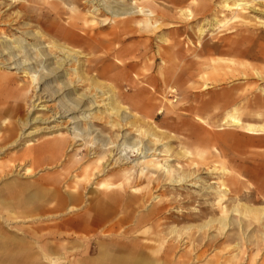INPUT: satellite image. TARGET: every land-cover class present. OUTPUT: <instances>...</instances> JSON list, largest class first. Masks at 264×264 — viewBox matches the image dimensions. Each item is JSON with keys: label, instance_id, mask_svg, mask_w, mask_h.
<instances>
[{"label": "rangeland", "instance_id": "374dc122", "mask_svg": "<svg viewBox=\"0 0 264 264\" xmlns=\"http://www.w3.org/2000/svg\"><path fill=\"white\" fill-rule=\"evenodd\" d=\"M137 1L138 6L152 12L159 23L158 30L140 28L136 24L141 19L139 15L112 19L93 0H0V22L13 24L0 27V33L5 31L11 38H20L16 29L42 33L44 44L66 49L77 58L76 63L64 68L77 69V75L62 78L76 89L73 97L79 100V95H95L100 91L102 96H98V104H106V98L111 95L114 99L112 107L122 110V113L126 111L131 116L125 128V123L117 117L120 113L113 115L102 107V114L94 115L92 119L94 133L86 146L82 147V143L77 142L64 155L42 157L38 161L28 159L26 167L22 164L19 168L21 163L18 159L23 157L26 150L53 140L48 136L50 132L32 134L30 138L22 137L21 140V132L31 130L34 126L38 130L56 126V122L61 120L42 122L57 110V106H50L51 114L38 109L29 110L32 97L25 99L24 106L18 100L16 90L27 80L15 72H1L11 76L3 88L0 87V113L9 110L10 115L4 117L8 121L7 127L15 129L12 141L17 139V144H4L7 134L0 139V171L5 173L1 175L0 190H3L4 182L10 181L43 184L42 190L38 191V201L32 203L33 208L39 207L38 211L33 214L32 210L26 211L30 219H15L12 215L8 217L5 211H0V215L3 213L7 220H0L3 226L0 231L4 237L6 234L9 236V249L5 250L8 253L15 244L26 242L25 239L28 240L31 233L36 232L34 224L39 222L50 227L46 233L40 234L43 235L41 242L44 246L47 243L56 245L57 242L53 243L54 236H60L58 240L61 237H84L93 243L94 248L97 239L98 242L102 241L104 248L114 251V248L123 245L129 251L133 250L152 260H168L170 264H206L215 255L231 260L239 251L236 248L243 244V239L236 227L227 226V231H222L220 226L226 223L250 224L247 236L254 234L256 238L264 234V212L255 218L252 215L244 218L240 214L229 213L225 219L220 217L219 210L215 208V196L211 194L213 189L220 186L217 185L220 180L227 183L226 186L232 191L231 199L226 204L230 211L238 198L241 204L264 210V135L256 136L243 130L227 128L218 130L225 116L224 111L228 109V101L238 103L237 117L244 124L256 118L264 121V109H259L258 113L252 111L254 104L264 103L256 99L257 88H264V80L255 76L256 70L264 71V0L255 1L253 10L246 11L248 23L239 25L230 34L226 30L231 25L214 29L212 25L203 26L220 12L223 0H196V3L194 0ZM102 4L124 5L127 8L131 0H104ZM187 10L193 15L191 20L184 19L182 13ZM25 24L28 27H24ZM202 26L204 33L200 35L198 28ZM229 48L248 51V55L240 57L239 53H230ZM62 53L55 50L58 62ZM53 63L56 64L55 61ZM243 71L244 75L241 74ZM204 85L210 88L202 90ZM228 91H231L229 96H235L224 100L226 108L221 106L224 103H220L216 110L207 108L196 111L191 108L203 107L211 96ZM170 102L176 111L158 114L165 106L170 108ZM24 116L31 119L38 117L41 124L30 123L34 126L22 129L18 119ZM196 117L209 125L199 124ZM183 121L194 128H203L202 133L196 136L197 141ZM178 124L180 128L176 127ZM59 125L58 131L66 133L63 126L60 128ZM228 132H233L234 136L222 138L221 135ZM146 133H154L161 139L173 156V161L167 162L169 167L176 169L180 166L188 175H193V182L198 184L196 188L169 186L167 178L171 177H162L148 185L145 179L138 178L135 169L131 189H107V184H120V168L127 169L132 165L110 168L112 156L108 155L114 154L113 148L105 152L106 160L99 164L97 154L101 151L100 144L116 145L122 134L148 144L151 139ZM182 146L191 151L190 156L181 153ZM134 155H129V162L135 159ZM193 164L195 166L192 167ZM23 166L29 167L33 175L24 177L21 171ZM212 169L218 170L214 171L216 175L209 172ZM102 183L104 186L101 187ZM132 188L136 191L132 192ZM24 191L13 199L24 194ZM69 197H73L74 201ZM211 207L215 208L214 213L208 211L203 218L196 217L204 208ZM54 224H59V228L53 229ZM259 245V251H254L257 256L255 264H264V242ZM204 250L207 251L204 261L194 260V256ZM246 253L249 254V251ZM0 257L3 259L0 262L2 264L9 255L1 253ZM77 259H83V254L78 255ZM226 260L218 262L222 264ZM73 262L68 260V264H75ZM235 264L245 262L236 261Z\"/></svg>", "mask_w": 264, "mask_h": 264}, {"label": "bare ground", "instance_id": "6f19581e", "mask_svg": "<svg viewBox=\"0 0 264 264\" xmlns=\"http://www.w3.org/2000/svg\"><path fill=\"white\" fill-rule=\"evenodd\" d=\"M55 1H60V0H55ZM93 1L95 4L96 3L98 4V7H101V8L103 7L102 10L105 11V13L108 16H110V18L112 19H124L130 16H133V15H139L141 16V19L138 20L136 24L140 28L158 30L157 27L159 23L154 19L152 12L138 6L139 1L137 0H131V4L127 8H124L125 7L124 5L123 7H121L120 5L107 6L105 4H102L104 0H93ZM255 1L258 2L259 0H248V1L247 0H223L220 5V12L216 14L212 19H210L211 20L210 22L205 21L206 23H203L204 24L203 26L212 25V29H214V28H224V27L227 28L226 26L231 25V27L227 28L226 31L228 32V34L234 33V30L236 27L242 24L246 25L248 23L246 11L253 10L252 4ZM193 2L196 3V0H194ZM182 14L185 15L184 19L186 20H191L193 17L190 10H187L185 13H182ZM12 25H13L12 23L5 24V23L0 22V27H9ZM169 26L172 27L173 25H169ZM203 26L198 28V32L200 35H203L204 33ZM24 27H28V25L25 24ZM16 32L17 34L20 35V38H11L9 36L10 34L8 35L5 31L3 33H0V80H4L6 78L7 80H9L10 78L8 77L11 76V75H3L4 73H1V72H15V74H21V78L26 79L27 81H24L25 83H23L20 86V88L18 87L16 88L17 93L19 94L18 100H20L24 104V106H26L25 99L26 100L29 98L31 99L32 97V102L29 105V110L32 109L33 111V110L38 109L40 111L41 110L46 111V113L50 112L49 111L50 106L56 105L57 110L55 111V109L53 108L55 112L52 114L50 112L51 114L50 117L42 120V122H46V121L52 122V121H56L57 119H59L61 120V122H56V123L58 125L61 124V126L59 125V127L61 128L63 126L62 128H64V130L67 131L66 133L59 132L58 125L56 126L53 125L51 127H46V128H42L38 130L36 129L34 125L30 124V123L36 124V122L41 124V120L38 117H34L31 119L30 117L27 118V116H24L22 118H19L18 124L20 125V128L23 129L26 126H34L33 128H31V130L27 129V131L29 132L27 131L21 132L20 134L21 136L19 137L20 139L22 137L30 138L34 134L37 135V134H40L41 132H50L48 136H51V139H53L46 145H42L37 148L26 150L23 153V157L18 159V162L21 163V165H19V168L22 166V164L26 167V161L28 159L38 161L42 157L49 158V157H54L58 155L59 156L64 155L63 153H66L72 150L74 147V143H77V142H81L82 147L86 146L89 143V141L92 139V134L94 133V130L91 127V124L93 123L92 119H94V115L102 114L100 112V109L102 107H104V110L106 112L109 111L110 114L118 115L120 113V115L117 117L120 118V121L123 124L125 123L124 125L126 128V124H127L126 122H129L128 119H130L131 116H129L128 113L124 110H123L124 112L122 113L121 112L122 110L120 111L118 109H115L116 107L115 108L112 107L114 99L111 97V95L106 98L107 103L102 106L98 104L96 101L97 98H100L98 96L100 95L102 96V93L100 91H97L95 95H92V94L79 95L80 97L79 100L73 97V94L75 93L76 89H74V87L68 84L66 81L62 80V78H69L70 76L77 75V69L75 68H70L68 70L64 69L65 66H68L69 64L77 62V58L73 56L70 51L66 49H61L59 47H56L55 45L44 44L43 42L44 36L40 32H35V31L33 32L28 29L27 30L19 29V31L16 29ZM54 49L60 53L63 52L62 58L58 56L60 58L59 62L57 61V58L55 57L56 54H55ZM64 51H67V52L64 53ZM229 52L239 53V56L240 57L243 56V58L246 55H248V51H245V52L239 51L238 48H235L233 50L229 48ZM117 56H119L118 53H117ZM53 61H55L56 64H54ZM262 61H264V58H262ZM88 64L89 63H87V65ZM241 74L244 75L245 72L243 71V73ZM255 76L260 80H264V71L256 70ZM41 87L43 89H41ZM202 88H203L202 90H207L210 87L204 85L202 86ZM234 90H236V88H234ZM257 91H258V97H256V99L264 102V88L258 87ZM33 92H35V94H32ZM230 92L231 91L224 92L223 94H220V95H213L207 102H205V105L203 107H200V108L191 107V108L196 111H202L203 109H207V108H213L214 110H216L217 106H219L220 103H224L221 106L226 108L225 101L228 98L231 99L232 97L235 96V95L229 96ZM171 93H173L172 90H171ZM103 101H105V99ZM228 102H229L228 109L224 111L225 116L223 120L220 122L221 124L218 126V130L227 128L229 130H243V131H246L248 134L256 135V136L264 135V121H260L258 118H256L253 121H250L244 124L237 117V114L239 113L238 103L232 104L231 101H228ZM171 103L172 102H170V104ZM175 108L176 107L173 104H171L170 108L165 106L164 109L162 108L163 110L158 111V114H162L163 111L164 112L168 111V113H173L176 111ZM261 108L264 109V103L260 105L254 104V107H252V111L254 113H258L260 112L259 109ZM195 120L199 122V124L201 125H204V126L209 125L204 120L198 117H196ZM0 121H2L0 122L1 123L0 139L2 138L3 135L5 136L7 134L4 137L3 143L6 144L8 142V145L10 146L17 144V139L16 141L14 140L12 141L13 139L12 134L15 133V129L7 127L6 123L8 121L4 116L0 118ZM183 122H184V125H187L188 127H190V130L192 131V135L193 137H195V140H196V136H198V133L199 134L202 133L203 128L200 126L194 128L190 126L186 121H183ZM176 127L180 128V125L178 124ZM8 132H10L11 134H8ZM146 134L151 139V141L148 142V144H143L142 142H138L137 140H134L133 138H129L127 134H122V135L120 134L121 136L116 145H113L112 143H109V144L101 143L100 144L101 151L100 153L97 154V160L99 164H103L105 162L106 157H107L105 152L107 150H110V148H113L114 154L112 153L109 154L108 152L109 154L108 156H112V160L110 161L112 164L111 163L109 164L110 168L122 167V166H125L126 164L132 165L131 167L127 169L120 168V171H119V174H120L119 177L121 178L120 184L118 185L107 184V189L109 191L111 190L115 191V189L118 191V188H122L123 190V187H127L131 189L132 184H134L132 183V181L134 180V170L135 169H137L138 178L145 179L148 185H150L152 182L156 181L157 179H161L162 177H171L170 179L167 178L168 180L167 185L169 186H174V187L188 186V187L196 188L198 184H196V182H193L194 179L191 178L193 177V175L191 176L188 175V173H186L180 166H177V167L175 166L176 169L171 168V166L169 167L167 162H172L173 156L170 153V149L167 148L166 145H164V143H162L161 139L158 138L154 133H146ZM221 136L222 138H231L232 136H234V133L228 132ZM239 136L240 135L238 134V137ZM28 142L30 144L29 140ZM77 147H80V146H77ZM159 147L161 149H159ZM181 151L183 155L185 154V156H190L191 151L189 152V149H187L185 146H182ZM89 154H90V151H89ZM129 155L131 156L134 155L133 157H135V159L129 162L130 160ZM162 157H164L163 160H161ZM35 164H36V161H35ZM24 166L21 169V171H23V176L29 177L30 174H32L33 172H31L32 170L30 171L29 167L24 168ZM193 166L195 165L193 164L192 167ZM96 169H98V163L96 164ZM214 171H218V170L212 169L209 172L215 173L214 175H216V172ZM174 172H177V174H174ZM223 172L224 170H222V174ZM1 175H5L3 170L0 171V179L3 178ZM220 182L221 181L219 180V182L217 183V185H220V186L213 189L211 192V194L215 196V201H214L215 208L219 210L220 217L225 218L226 216H228L229 213L231 214L236 213V214H240L239 215L240 217L243 216L245 218V217H249L250 215H252L255 218L260 213L264 212V210L253 208L246 204H241L240 198L236 200V204H234L233 208L230 211L226 204L231 199L230 193L232 191L230 188H228L229 186H226L227 183L225 184L224 182H221V183ZM211 184L215 185L216 182H212ZM100 186L102 187L104 186V184L102 183ZM22 190H26V187L24 184H18L15 182H6V183L4 182L3 191L0 192V211L6 210L7 214H13V213H10L12 212V210H9L8 208L9 205L11 204L10 203L11 201L9 199L10 198L13 199V197L19 192H22ZM134 191L136 190L132 188V192ZM244 192H247V190ZM244 197L246 196L244 195ZM115 199L116 201L118 200L117 198ZM132 199L135 201L140 200V198H132ZM213 208L214 207H211L208 209L204 208L201 212L196 214V217L199 219L203 218L205 215L208 214V211L214 213L215 208L214 209ZM223 218H221V220ZM0 220L5 221V222L7 221L4 218L3 213L0 215ZM4 225H6L7 228L10 227L9 224H4ZM227 226L228 228L230 226L236 227V229L240 233L239 235L243 239L242 241L243 244L242 245L240 244V246L236 248L239 251L235 253L234 257L231 260H229L228 257H222V256L215 255V257L211 260H208L206 264H220L218 262L219 260H221L222 262V260H226V259L227 260L224 261L222 264H235L236 261H238V263L245 262V264H255V261H256L255 257L257 256L254 254V251L256 252L259 251L260 242L261 243L264 242V234H261L259 237H256V238L254 237V234L253 236H247L246 232L248 231L250 224L242 225L238 223L237 224H231V223L227 224L226 223V225L224 224L220 226L222 228L220 229L222 231L223 230L225 231ZM2 228L3 226L2 224H0V229ZM35 231H36L35 233L34 232L31 233L30 237L28 238L26 242H23L20 245L15 244V247L9 253L8 251H5L8 248L9 243H10L9 236L6 234V237H4L0 231V254L3 253V255H7V254L9 255V257L2 264H68V260L75 261L73 262L75 264H170L168 260H163V261H159L158 259L152 260L150 259V257L143 256L142 254H138L134 252L133 250L129 251L128 248H125V246L123 245L119 248H114V251H113V250H110L109 248H104V246L97 245V244H95V248H94L92 247L93 243L91 241L89 242L79 241L78 239H77L78 243L81 244V248H80L81 252L72 253L71 255H68L69 257L62 255L63 258H61L62 256L60 255V253L56 252L59 249V246L57 244L53 246L49 245V243H47L46 246L42 244L41 237L43 235L41 236L40 234H42L43 231H45L44 227L39 224L35 225ZM64 244L65 245L63 246V248H65L67 251H70V253L75 250L74 244L70 242H67ZM205 250L198 253L196 256H194V260L203 259L207 252ZM246 251L247 252L249 251V254H247ZM112 252H115V253L112 254ZM81 254H83V259L78 261L79 259H77V257L78 255H81ZM2 260L3 259L0 257V262Z\"/></svg>", "mask_w": 264, "mask_h": 264}, {"label": "crops", "instance_id": "0c3cea01", "mask_svg": "<svg viewBox=\"0 0 264 264\" xmlns=\"http://www.w3.org/2000/svg\"><path fill=\"white\" fill-rule=\"evenodd\" d=\"M6 80H7V78L4 79V80H0V87L3 88V84L6 82ZM5 89L8 90V88H5ZM8 115H10L8 109L7 110H3L0 113V116H8ZM18 182L23 183L25 185V187H27L26 186V184H27L28 188L26 189V191H24V194L16 196L15 197L16 199L10 200L11 204L9 205L8 208H9V210H12V212H10V213H13V214H7V211L6 210H4V211L7 214V216L12 215L15 219H23V220L30 219V215H28L26 213V211L27 210H32V212H31L32 214L38 211L39 207L33 208L32 207V203L34 204V203H36L38 201V198H39L38 197V195H39L38 191L42 190V187H43L42 185L43 184L42 185L40 183L32 184V183L21 182V181H18ZM2 191L3 190L1 189L0 192H2ZM30 198H32V199L30 200ZM69 199L71 201H74L73 197H69ZM40 211H41V209H40ZM38 220H40V219H38ZM34 225H38V224H34ZM39 225L43 226V224H41L40 222H39ZM59 226H60L59 224H54V226L52 228L53 229H57V228H59ZM43 227H44L45 231H43L42 234L46 233L47 229H50V227H48V226H43ZM57 237L59 238L60 236H54L53 237V243L57 242V245L59 246V249L56 252L60 253L61 256L62 255L63 256H68V255H71L72 253L81 252V250H80L81 244L78 243V240L79 241H88V242L90 241L89 239L84 238V237L71 238V239H70V237H61L60 240H58ZM96 240H95V244L101 245L102 241L98 242ZM25 241H27V240L25 239ZM60 242H64V243L70 242V243L74 244L75 245V250L70 253V251H67L65 248H63V246L65 245L64 243H63V245H59ZM63 256L61 258H63Z\"/></svg>", "mask_w": 264, "mask_h": 264}]
</instances>
